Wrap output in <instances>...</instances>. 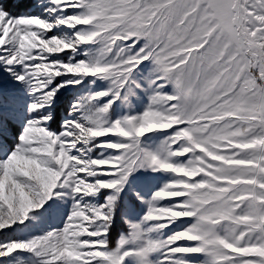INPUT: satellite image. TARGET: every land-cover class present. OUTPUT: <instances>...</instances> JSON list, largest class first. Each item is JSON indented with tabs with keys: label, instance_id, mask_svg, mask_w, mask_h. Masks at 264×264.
Wrapping results in <instances>:
<instances>
[{
	"label": "snow or ice",
	"instance_id": "1",
	"mask_svg": "<svg viewBox=\"0 0 264 264\" xmlns=\"http://www.w3.org/2000/svg\"><path fill=\"white\" fill-rule=\"evenodd\" d=\"M0 264H264V0H0Z\"/></svg>",
	"mask_w": 264,
	"mask_h": 264
},
{
	"label": "rangeland",
	"instance_id": "2",
	"mask_svg": "<svg viewBox=\"0 0 264 264\" xmlns=\"http://www.w3.org/2000/svg\"><path fill=\"white\" fill-rule=\"evenodd\" d=\"M11 7V5H9ZM22 9H15L14 11H21ZM75 94V90H69L66 91L61 99V110L60 115H64L67 111V105L68 102L72 99V97ZM147 142H150L152 144L158 143L160 139H162V134H156L154 136L146 137L145 138ZM136 177H138L137 180L133 182V189L140 190L144 195L150 196L151 192L158 189L161 184L169 179V177L164 175H152L150 173H136ZM134 196L132 195V191L130 190L125 197V207H128L132 200H134ZM139 204V202H136ZM140 214H143V206H139ZM65 214V209L63 206L59 204H54L50 212L42 219V221H39L35 224H31V227L23 230H17L16 232L12 233V238L16 239H23L26 236L33 234L35 232H38L41 228H46L47 226H55L62 222L63 215ZM31 223V222H30ZM174 230L176 229V226H173Z\"/></svg>",
	"mask_w": 264,
	"mask_h": 264
}]
</instances>
